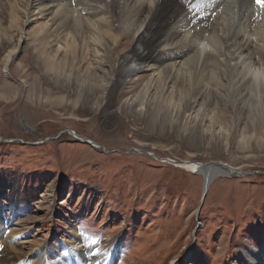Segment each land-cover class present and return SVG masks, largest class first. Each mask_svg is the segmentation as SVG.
Returning a JSON list of instances; mask_svg holds the SVG:
<instances>
[{
	"label": "rangeland",
	"instance_id": "rangeland-1",
	"mask_svg": "<svg viewBox=\"0 0 264 264\" xmlns=\"http://www.w3.org/2000/svg\"><path fill=\"white\" fill-rule=\"evenodd\" d=\"M30 3H17L19 23L1 20L0 224L20 236L10 248L0 239V251L15 254L11 264H44L36 248L47 262L74 264L66 254L75 233L117 250L111 264H247L244 254L264 246V128L247 107L237 122L223 99L215 107L196 97L185 110L189 96L147 68L112 85L115 62L89 43L53 62L49 31L39 35L47 15ZM178 160L230 174L215 176L201 201L203 176Z\"/></svg>",
	"mask_w": 264,
	"mask_h": 264
},
{
	"label": "bare ground",
	"instance_id": "bare-ground-1",
	"mask_svg": "<svg viewBox=\"0 0 264 264\" xmlns=\"http://www.w3.org/2000/svg\"><path fill=\"white\" fill-rule=\"evenodd\" d=\"M149 1L147 5L144 0H0V36L4 30L2 18L8 16L13 24L19 23L17 3L27 6L31 2L39 13L47 15L39 35L49 31L46 44L54 42L53 62L58 54L93 44L96 53L102 48L108 54L107 61L115 62L110 76L112 85L119 84L123 76L147 68L163 84L172 82L189 96L185 99V110L192 108L196 97H202L206 103L223 99L233 109L236 122L241 119L244 106L251 123L264 128V7L257 0H219L214 4H209V0L203 5L195 0ZM228 7L236 12V21L232 23L228 19ZM247 25L253 31L245 36L242 29L246 30ZM40 41L43 43L44 38ZM3 42L0 37V44ZM129 42L134 45L130 52L118 59L111 58L119 46ZM147 92L148 84H145L140 90L142 100ZM143 102L140 107H145ZM213 104L218 107V103ZM175 166L201 174L206 192L215 176L230 174V169L220 165L207 167L178 160ZM1 225L0 239L10 248L9 244L19 234L13 230L5 234L6 227ZM72 237L67 241L70 249L66 257L74 264H103L108 253L112 255L106 264H111L119 255L112 246L106 249L95 243L85 245L80 235L73 233ZM9 248L0 251V264L14 261L15 254ZM252 254L254 258L244 254L247 264H264V246L253 249ZM32 257L38 263L44 260V264H65V256L47 262L44 249L36 248Z\"/></svg>",
	"mask_w": 264,
	"mask_h": 264
},
{
	"label": "water",
	"instance_id": "water-1",
	"mask_svg": "<svg viewBox=\"0 0 264 264\" xmlns=\"http://www.w3.org/2000/svg\"><path fill=\"white\" fill-rule=\"evenodd\" d=\"M72 135H73V132L71 133ZM75 139H78V140H80L79 138H77L76 136L74 137ZM84 143H86V144H89L90 142H89V140H82ZM175 163V162H174ZM199 163V165H201V164H204V165H206L207 167H211V166H214V165H216V163L215 162H198ZM225 167H227V166H225ZM205 193H206V189H205V187H204V189H203V192H202V198H201V201L204 199V196H205Z\"/></svg>",
	"mask_w": 264,
	"mask_h": 264
},
{
	"label": "snow or ice",
	"instance_id": "snow-or-ice-1",
	"mask_svg": "<svg viewBox=\"0 0 264 264\" xmlns=\"http://www.w3.org/2000/svg\"><path fill=\"white\" fill-rule=\"evenodd\" d=\"M257 2L260 3L262 7H264V2H262V0H257Z\"/></svg>",
	"mask_w": 264,
	"mask_h": 264
}]
</instances>
